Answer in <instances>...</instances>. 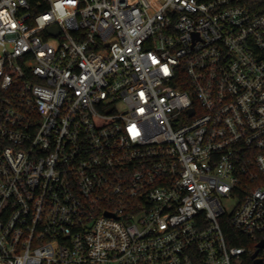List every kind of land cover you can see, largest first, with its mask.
Listing matches in <instances>:
<instances>
[{"label":"built area","instance_id":"2783aa9c","mask_svg":"<svg viewBox=\"0 0 264 264\" xmlns=\"http://www.w3.org/2000/svg\"><path fill=\"white\" fill-rule=\"evenodd\" d=\"M0 264H264V0H0Z\"/></svg>","mask_w":264,"mask_h":264},{"label":"trees","instance_id":"16d2710c","mask_svg":"<svg viewBox=\"0 0 264 264\" xmlns=\"http://www.w3.org/2000/svg\"><path fill=\"white\" fill-rule=\"evenodd\" d=\"M202 1H206V0H202ZM235 244H240V243L235 242Z\"/></svg>","mask_w":264,"mask_h":264}]
</instances>
